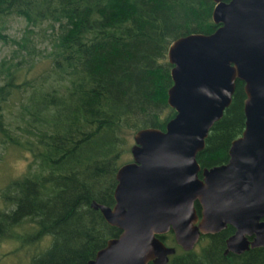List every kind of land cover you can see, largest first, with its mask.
Returning <instances> with one entry per match:
<instances>
[{
    "label": "trees",
    "instance_id": "16d2710c",
    "mask_svg": "<svg viewBox=\"0 0 264 264\" xmlns=\"http://www.w3.org/2000/svg\"><path fill=\"white\" fill-rule=\"evenodd\" d=\"M214 5L0 0V41L16 45L12 59L0 63V133L2 143L31 157L3 189L1 241L37 245L48 234L50 246L34 251L30 264H85L120 233L90 203L114 204L115 174L130 152L127 132L164 130L174 117L167 103V48L180 36L212 33ZM16 18L25 22L19 39L7 34ZM243 99L236 80L229 105L197 154L201 168L226 162L230 142L244 127ZM232 232L227 225L202 236L189 251L175 244L172 232L159 238L176 247L167 264H264V246L224 255Z\"/></svg>",
    "mask_w": 264,
    "mask_h": 264
},
{
    "label": "water",
    "instance_id": "95a60500",
    "mask_svg": "<svg viewBox=\"0 0 264 264\" xmlns=\"http://www.w3.org/2000/svg\"><path fill=\"white\" fill-rule=\"evenodd\" d=\"M213 1L217 28L180 36L167 48L174 117L164 130L133 133L132 159L115 174L114 204L90 203L120 233L85 264H167L176 247L159 235L172 232L189 251L227 225L234 231L224 255L264 246V0ZM236 80L244 127L230 142L226 163L201 168L197 154Z\"/></svg>",
    "mask_w": 264,
    "mask_h": 264
},
{
    "label": "rangeland",
    "instance_id": "374dc122",
    "mask_svg": "<svg viewBox=\"0 0 264 264\" xmlns=\"http://www.w3.org/2000/svg\"><path fill=\"white\" fill-rule=\"evenodd\" d=\"M25 30V22L20 19H12L9 23L7 34L13 39H19ZM43 48L44 43L39 44ZM16 49V45L13 42L3 43L0 41V63L2 60L12 59ZM16 110V109H11ZM6 116L8 111H3ZM8 118H5L7 122ZM6 125V124H5ZM7 127V125H6ZM133 133L127 132V138L129 139V148L134 143ZM3 136L0 133V206H2V192L5 185L22 175L26 170L31 157L25 150L15 148L9 144L2 143ZM124 161L131 159V153L128 152L124 156ZM25 227H28L27 225ZM22 231L23 229H17ZM51 236L45 235L44 238L36 245V241H31L29 244H23L13 240H0V264H30L32 256L36 253L34 251H45L51 244ZM23 244V245H22Z\"/></svg>",
    "mask_w": 264,
    "mask_h": 264
},
{
    "label": "flooded vegetation",
    "instance_id": "af4514ba",
    "mask_svg": "<svg viewBox=\"0 0 264 264\" xmlns=\"http://www.w3.org/2000/svg\"><path fill=\"white\" fill-rule=\"evenodd\" d=\"M215 3V2H214ZM228 158V157H227ZM131 159H132V156H131ZM130 159V160H131ZM130 160H128V161H130ZM227 161V160H226ZM127 162V161H126ZM226 163V162H225ZM204 168V167H203ZM199 176H200V174H199ZM114 202H115V200H114ZM199 213V212H198ZM234 231V230H233ZM233 233V232H232ZM167 234V233H166ZM173 234V233H172ZM174 238V237H173ZM150 264H152V263H150Z\"/></svg>",
    "mask_w": 264,
    "mask_h": 264
}]
</instances>
